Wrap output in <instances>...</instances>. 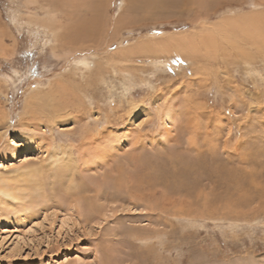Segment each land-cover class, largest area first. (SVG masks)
<instances>
[{
    "label": "rangeland",
    "instance_id": "374dc122",
    "mask_svg": "<svg viewBox=\"0 0 264 264\" xmlns=\"http://www.w3.org/2000/svg\"><path fill=\"white\" fill-rule=\"evenodd\" d=\"M259 1L110 0L104 46L53 49L42 0H0V264H264V54L241 33L214 38L216 56L172 45L264 13ZM145 170L178 190L140 185ZM118 173L99 199L80 190Z\"/></svg>",
    "mask_w": 264,
    "mask_h": 264
},
{
    "label": "bare ground",
    "instance_id": "6f19581e",
    "mask_svg": "<svg viewBox=\"0 0 264 264\" xmlns=\"http://www.w3.org/2000/svg\"><path fill=\"white\" fill-rule=\"evenodd\" d=\"M108 1L110 0H60V1L42 0V4L40 5L39 8L41 10H46V13H47V18H46L47 20L43 22V26L53 31L55 42H56V46H54L53 49H56L59 44L61 47L62 45L61 41L63 40L62 39L63 37L65 38L64 40L74 39V40H80L81 42L83 41L84 42L83 44H86L87 41H92L94 43V47H96L97 49L104 46L106 44L105 39H106V34H108L107 31L109 27L107 25V22H105V19L102 18V14L103 13L105 14L104 11L105 9H107L106 6L107 7L109 6L107 4ZM220 1H221L220 3L222 2L226 3L227 8L229 7L231 9L235 8V6L236 7L238 6L237 1L240 2V0H220ZM125 2L127 4L126 12H130V13L158 12V11H162L167 8H170L171 6L173 7L176 6L178 8L200 7V8L205 9L208 7H217L219 5V3L216 4L218 0H125ZM259 3H260L259 6L264 7V0H260ZM240 4L243 5L242 3ZM60 13L61 14L63 13V15L59 16ZM242 21L245 23V25H243L245 27L240 28V25L239 27H236L238 26L236 25V23L242 24ZM226 24L229 29H226V28L221 29L220 32L222 33L216 34V36L210 32V34H205L203 36H200L201 38L200 41H197V39L195 38L185 39V40H188V42L185 40L183 42L176 41L174 44H172L173 49L177 50L178 54H181V55L184 54L185 55L184 57H187L189 59L191 56L193 57L194 54L199 53L202 50V46H205L207 48L206 50L210 49V51L215 52L212 54L216 56L217 52L221 51V46H220L221 42H219L220 45L218 46L216 43V41L218 40L215 41L214 38H216L217 36L219 37V35H223L224 38H227L229 36V38H232L231 42L237 45H240V43H238L237 41V37L241 33L244 38V42L247 46H248V43H249V46L251 45L257 46L261 48L260 52L264 54V13L257 14V15L254 14L251 16L249 15L246 17H242L236 21L226 20ZM64 30H65V33L63 32ZM226 30L227 31L231 30V32L229 31L227 33ZM101 38H103V40L101 43H99V40ZM82 48L83 47L80 46V48L78 49H82ZM234 48H235V45H234ZM202 70H204V68ZM38 97H41V96H38ZM31 99L35 100L34 96ZM38 107H39L38 105L35 104L34 106L31 102L29 106L26 107L27 108L26 114L29 117L34 119L35 111L40 110ZM20 152H21V149H17L15 154L16 155L20 154ZM63 155L67 156V161L64 160L63 162L64 164H66V168L69 170V167L71 165L73 166L74 164L73 159L71 158V153L64 152ZM148 171L145 170L144 172L136 174L138 175L136 176V178L139 180L138 182L140 183V185L146 184L147 186H155L161 183H162L161 185H163V181H165L166 184L164 186H166L168 192L172 193L171 191L174 190L176 192V190H178V186L177 187L174 186L170 178L167 180L164 176L158 175L157 172L152 171L151 173ZM118 175L119 176L116 179L112 178L111 176H106L100 182L94 181L93 179L87 180L86 183H84L80 187V190L82 192H88L91 190H95L96 191L95 198L99 199L100 195L105 193V192L101 193L100 187H109L111 189L119 190L123 186L122 185V180H123L122 173H118ZM172 176L173 175H171V177ZM172 179H176V177ZM90 182L96 184L99 188L94 189V187H90ZM5 185L6 186H4V188L0 187L1 188L0 192L8 194L7 192H11V189H9L10 185L9 183H5ZM90 214H93V213L91 212Z\"/></svg>",
    "mask_w": 264,
    "mask_h": 264
}]
</instances>
